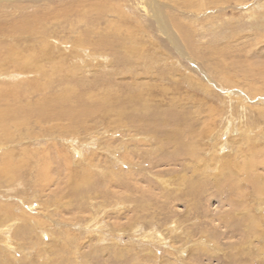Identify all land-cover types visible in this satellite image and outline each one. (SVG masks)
Returning a JSON list of instances; mask_svg holds the SVG:
<instances>
[{
	"label": "rangeland",
	"instance_id": "374dc122",
	"mask_svg": "<svg viewBox=\"0 0 264 264\" xmlns=\"http://www.w3.org/2000/svg\"><path fill=\"white\" fill-rule=\"evenodd\" d=\"M99 1L55 0L57 7L67 5L65 15L48 24L54 25L52 36L80 38L91 54L103 52L107 59L90 62L73 42V47L57 43L51 51L59 56L56 61L63 63L66 77H51L49 85L46 79H35L38 75L27 77L24 85L1 83L10 89L11 104L34 106L30 128L41 136L16 137L8 143L20 158L30 157V169L20 174L18 188H1L0 193L10 204L20 195L31 214L38 210L51 236L35 229L12 239L16 249L0 244V264H264V197L256 192L264 182V0H216L218 5L213 0H181L178 8L171 7L176 0H163L169 4L162 7L167 26L172 20L168 32L182 44L179 51L149 16L145 0H119L123 11L115 0ZM111 3L115 12L108 10ZM76 5L78 10L70 8ZM104 6L105 11H97ZM121 12L126 15L123 31L113 26ZM176 21L188 29L187 43ZM103 39L120 42L97 50L93 43ZM125 44L135 55L127 53ZM22 45L34 44L24 40ZM8 65L7 60L3 68ZM45 66L51 71L50 64ZM204 77L212 81L208 84ZM248 78L258 83L262 99H245L257 91L253 83L247 86ZM231 86L234 93L227 90ZM66 87L73 97L102 101L101 107L95 102L99 108L80 116L79 127L62 118L39 122V104L51 105ZM238 89L243 94L236 93ZM133 91L141 100L127 102ZM103 96L110 100H101ZM168 110L174 112L170 121L186 117L192 132L205 129L208 120L214 127V135L198 143L199 150L191 148L192 157L184 165L157 163L173 153L161 132L168 129H158L154 140L141 135L145 128L140 117ZM66 155L71 176L80 178L82 168H89L99 189H68ZM44 157L50 160L54 179L40 185L37 167ZM182 173L195 184L206 179V191L193 197ZM43 203H51L49 213ZM92 220L98 225L85 228ZM21 224L15 223L12 235Z\"/></svg>",
	"mask_w": 264,
	"mask_h": 264
},
{
	"label": "bare ground",
	"instance_id": "6f19581e",
	"mask_svg": "<svg viewBox=\"0 0 264 264\" xmlns=\"http://www.w3.org/2000/svg\"><path fill=\"white\" fill-rule=\"evenodd\" d=\"M82 1L84 3H87L88 1L89 2H96V3L100 2L99 0L98 1L82 0ZM104 1H106V0H104ZM115 1L119 2L118 4H116V6L121 5V6H117L118 9L120 11H123L122 10L123 4L120 3L121 1H119V0H115ZM132 1H134V0H132ZM213 1H214V5H218L216 0H213ZM129 2H131V0H129ZM145 2L147 3L148 8H150L152 11V15H149V16L152 17L156 21L161 33L165 34L167 39L170 40V42L172 44H174L175 48L179 51L180 50L179 45H182V44L177 42V39L175 36L169 34V32H168L169 28H167L172 20L169 21V24L167 26V23L165 21L168 22V20H167L168 17L166 18L162 12V7H167V5H169V4H167L163 0H145ZM172 2H173V0H172ZM176 2L177 3L173 2L174 4L171 7H174V8L180 7L181 0H176ZM185 2H183V3H185ZM205 2H207V1H205ZM189 4H190V1H189ZM189 4H187V6ZM238 4H239V2H238ZM224 5H225V3H224ZM258 5H260V4H258ZM57 6H58V4L55 5V0H0V189L3 188V191L6 188L8 190L12 191L13 187L16 186V184L18 182H20L19 181L20 174L23 171H25L26 169H30L26 166V164L29 161L28 158H30V157L27 156L26 159H24V158L22 159V157L20 158L19 157L20 155L18 156V151L11 150V148H9V146H8L9 145L8 143L10 141H12L13 138H16V137H19L21 139L30 138L31 140H34L36 138L38 139L41 135H36L33 132V130L30 128V124H32L33 120H30L31 115L29 114V111L34 106L30 103L19 104V103L14 102L11 104L10 103L11 101L9 100V99H12L10 97V94H11L10 89L6 85H1V83L2 84H13V85H17V84H23L24 85V84H26V82H24V80L27 79V77L34 78V77H36V75H38V77H36L35 79L40 78V77L42 79H46L45 84L49 85L51 77H54V76L55 77H66L63 75V71L65 70L63 63L56 61L59 56L56 54H53L51 51L53 44L57 45V43H60L61 45H65V46L67 45L68 46L69 44H71V42H73V44H75V47L77 49H79L81 51V53L83 54V56L86 59H88L90 62H96L97 61V63H99L100 60H102L104 58H106V59L108 58V56L106 54H104L103 52H100V54H93V53L91 54V52L88 51V48L83 47V45H82L83 43H86V42L80 38L76 39L75 41H71V40L65 39V37H58L59 35L57 36L56 34H55V37L51 35V27H53L54 25H49L48 22L58 23L59 22L58 19L62 18L65 15V13L62 12V10H64L63 8L67 5L60 6L61 9H59L60 7H57ZM34 7H36V8L34 9ZM37 7H39V8H37ZM225 7H227V6H225ZM70 8L78 10L77 5L74 7L71 6ZM109 9H111L112 12L116 11V7L112 3H111L110 8H108V10ZM30 10H32V11H30ZM65 10H68V9H65ZM90 10L95 11L92 8H90ZM100 10L105 11L106 10L105 6L102 9H101V7H97V11H100ZM121 13L123 15H125V13H123V12H121ZM123 15L119 17L117 24L113 25V26L118 27V29L121 28L122 31H123V28L125 27V24H126V15H125V17ZM176 25L178 26V28L180 29V31L182 32V34L186 40L185 41L183 39V42L187 43L190 40V36H189L190 34H189L188 29L185 27H181L182 25L180 23H178L177 21H176ZM118 29H115L116 33L118 32ZM63 39H64V41L65 40H67V41H65V43H64V42H62ZM24 40L31 42L34 45L31 47H27V46L24 47L22 45V42ZM12 42H15V44L13 45ZM119 42H120V39L119 40L103 39V40L99 41L98 43L95 42L93 44H95V47L97 48V50H100V49L103 50L106 48H112L111 46H114V45H119ZM36 44H38L37 47H36ZM124 46L126 47L127 53L129 55L130 54L135 55L134 48L127 47L126 44ZM69 47H73V45L71 44V46H69ZM83 56H80L79 60L84 62L85 59L83 58ZM7 60L9 61V65L7 67L3 68L5 61H7ZM46 64L51 65V71L46 70V66H45ZM47 76H49V77H47ZM204 78L206 79L205 81L208 84H209V82L212 81V80L208 79V77L207 78L204 77ZM262 78L264 79L263 76H262ZM250 83H253V88L251 87ZM247 86L254 89V90L255 89L257 90V91H253L254 93H253L252 97L249 96L248 94H246V96L242 95L243 90L241 91V89H238L236 93H242L241 94L242 97L244 96L246 100L248 99V101L255 99L257 96L262 99L263 95L261 93H259L262 90H260V88L258 87V83L256 84L255 82H252V79H249ZM221 87H223V86H221ZM225 87L229 88V85L228 86L225 85ZM233 87L234 86H231L230 87L231 89H227V90H229L228 92L234 93L235 91H233V89H232ZM258 88H259V91H258ZM6 91H9V92H6ZM108 98H109V96L108 97L103 96L100 99L104 100L106 102L107 100H110ZM136 100L137 101L141 100V95L138 91H133L132 93L129 94V97H127V99H126L127 102L136 101ZM95 102H96L95 100H91V99H85L84 100V99L80 98V96L73 97V95H71L69 93V90L66 87V88H63L61 90V92L58 94V96L56 95V97L53 98V102L51 105L45 106V103H47V102H43V103L39 104L40 108H42V109L39 111V114L37 115V117H40L39 122H42V124L46 120L51 119V118L67 119L70 121V124L72 125V127H75V126H78V124L81 122L80 116L91 115V114H93V111L96 108L101 107L100 102H102V101L96 102L99 105V107L96 106ZM127 102H125V103H127ZM229 103H230V101H229ZM243 109H244V107H243ZM211 114H213L212 111H211ZM240 114H239V118H240ZM171 116H174V112L168 110V111H163L162 113H160L158 115H151L149 118H145L146 115L140 117L138 121L145 128V131L143 133H141V135H145L146 137H152L151 139L154 140L153 136L156 135V132L158 131V129H165V128L168 129L166 131L164 130V132L163 131H161V132L163 133L162 135L165 136V141H166L165 143L166 144L169 143L172 145L173 153H172V156L167 158L168 160H164V158H162V160L157 162V163L161 162L162 163L161 165H174V164H177L178 162L182 161L181 165H184L186 162V158L193 154V150L191 148H194V149L197 148L199 150L201 147H200V144H198V143H200V140H202L203 137H205V136H206V138L212 137L214 135V130H213L214 127L208 125L211 123V121L208 120V124H206L207 127L206 128L204 127L205 129H202V131H200L199 133L192 132L193 131L192 123H190V124L187 123L189 121L186 119V117L175 118L172 121H170ZM241 116H243V115L241 114ZM235 121H236V119H235ZM212 125H213V123H212ZM168 127H171V128H168ZM24 131H26V132L24 133ZM188 133H189V135L192 134L193 137L191 138V136H188ZM68 136H70V135H68ZM72 136H75V135H72ZM62 138H64V137H62ZM196 138H199V139H197L199 141L194 144V142H195L194 140ZM209 138H207V139H209ZM73 139H75V138H72L70 143H74ZM65 140H68V139H65ZM159 144H161L164 147V142H159ZM73 149L75 151H77L78 154H81V151L79 149H76V148H73ZM136 149H137V147H136ZM129 150H130V148H129ZM127 151H128V149H127ZM133 151H135V150H133ZM125 153L126 152L124 151V154ZM45 158L46 157H44L40 161L41 163L37 167L36 177H37V182L40 185H45V184L51 183V182H53V179H54V178L53 179L51 178L50 160L48 158H46V159ZM68 159H69L68 155H66V159L64 161L61 158V160L63 161L64 166H65L64 168L66 170L68 169V171L70 173V175H68V183H66V185L68 184L67 187H68V189H70V191L77 193V191H79L80 188H83V189L85 188L84 190L99 189V187L96 186V181L93 177V173H91L92 171L89 168H84V169L82 168L80 178H78V176H76L77 178H75V176H71L72 170L68 165L65 164V162L68 161ZM90 160L92 161V159H90ZM52 164H54V162ZM88 164L91 167H94V165H92L89 161H88ZM126 164L127 163H125V162L123 163V165H126ZM228 165L229 164L227 163L226 165H223L222 168L225 169ZM245 166H249V165H245ZM252 167H253V165L250 166V168H252ZM215 168H214V170H215ZM208 169H210V168L208 167ZM57 170H59L58 167H57ZM244 170H245L244 171L245 178H247L246 177L247 171H249L250 169L246 168ZM180 178H183V183L185 184V186L187 185L188 188H191V190L189 189V191L193 197L199 196L202 192H204V190L206 188V184L204 183V182H206L205 181L206 179H203L204 181L201 179V182H198L197 184H195L193 181H187L185 179L187 177H185L184 174ZM206 178H208V177H206ZM209 179H211V178H209ZM258 181L259 180H257V184H258ZM215 187H216V185H213V188H215ZM25 189H27V188H25ZM105 190H106V192H108L107 188H105ZM85 192H87V191H85ZM256 192L259 196L264 197V182H262L260 184V186H259L258 190H256ZM7 193H9V192H7ZM3 194L4 193H0V198L2 197V199H0V244H2L3 247L6 246L7 248H15V247H13L12 239H14L16 236H19L22 233L26 236V235L32 233L35 229H38L41 234L43 232H45V234L47 236L48 235L51 236V233H49L46 230L47 229V223H45L41 219L40 215L37 214L39 212L38 210L36 213H34V214L32 213L33 214L32 215L31 212H29V210H27L29 207V203L26 206L23 203L24 200L21 201V198L19 197L20 195L18 193L15 194V196L19 195L18 197H15V198L12 197V199L16 200V202H14L12 204H10L11 202L10 203L7 202V200L10 198L7 199L6 195L2 196ZM7 196H9V195H7ZM262 200L264 201V198H262ZM25 201L27 202V200H25ZM54 202H56V201H54ZM55 205H56V203H55ZM42 206H43V209H45V212L49 213L48 209H50L51 203H48V204L43 203ZM46 216H47V214H46ZM91 219H93V216L91 217ZM93 220H96V219L94 218ZM93 220L91 223H88L89 225L87 224L85 226V228H88L89 226L92 227V226L98 225V224H95V222H93ZM52 222H54V221H52ZM15 223H16V226H15ZM18 223L19 224L22 223V224L20 226H18V230L17 231L15 230L14 234L12 235V233H11L12 229L14 228V226L17 227V225H19ZM78 229H79V227H78ZM19 232H21V233H19ZM80 233H82V232H80ZM226 233H228V232H226ZM160 234H161V232H160Z\"/></svg>",
	"mask_w": 264,
	"mask_h": 264
}]
</instances>
